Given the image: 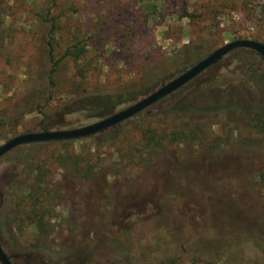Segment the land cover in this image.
Returning a JSON list of instances; mask_svg holds the SVG:
<instances>
[{
  "label": "rangeland",
  "instance_id": "rangeland-1",
  "mask_svg": "<svg viewBox=\"0 0 264 264\" xmlns=\"http://www.w3.org/2000/svg\"><path fill=\"white\" fill-rule=\"evenodd\" d=\"M50 4L0 0V147L123 111L187 44H264V0H56V54L86 51L52 86ZM0 242L12 264H264V59L235 50L112 129L1 158Z\"/></svg>",
  "mask_w": 264,
  "mask_h": 264
},
{
  "label": "water",
  "instance_id": "water-1",
  "mask_svg": "<svg viewBox=\"0 0 264 264\" xmlns=\"http://www.w3.org/2000/svg\"><path fill=\"white\" fill-rule=\"evenodd\" d=\"M239 49H247L257 53L264 59V44L252 40H236L217 50L202 59L193 67L177 76L175 79L165 83L151 94L134 103L132 106L120 111L119 113L91 124L89 126L66 130V131H45L37 133H26L19 135L0 147V159L13 150L32 144H43L52 142L76 141L96 136L109 129H112L152 108L160 101L168 98L183 87L191 83L204 72L217 65L230 53ZM0 263L12 264L4 249L0 244Z\"/></svg>",
  "mask_w": 264,
  "mask_h": 264
},
{
  "label": "trees",
  "instance_id": "trees-1",
  "mask_svg": "<svg viewBox=\"0 0 264 264\" xmlns=\"http://www.w3.org/2000/svg\"><path fill=\"white\" fill-rule=\"evenodd\" d=\"M50 6L47 8V13L44 16H41V19L44 21V23L47 25H50L49 31H48V36H49V41L47 42L46 46H47V58L50 62L51 65V69L49 72V79H50V83L52 84V86L55 85V78L58 76V74L60 73V70L63 66V64L68 60V59H73V60H79L80 57L85 53L86 48L82 47L80 45H74L68 49H66V51L64 52V54L62 56H58L56 54L55 51V47L53 44L54 41V37L56 35V30H57V25L56 23L50 18L51 15V9L55 6L56 0H49ZM248 40V39H245ZM206 49H207V44L206 42L202 41V42H198V43H190L187 44L185 46H183L176 54L174 57V64L177 68H178V72L177 74H182L183 72H185L186 70H188L189 68L193 67L195 64H197L198 62H200L206 55ZM175 76H172L171 78H173ZM160 87L162 85H159ZM156 87L155 90H157L160 87ZM152 92H148V94H151ZM128 95V93L126 94ZM113 95H106L105 97H110ZM138 100V97L136 98H132L130 100H128V102H135ZM110 103V101L107 100H101L98 102L99 105H108ZM2 118L0 119V126L6 125V124H1L2 122ZM46 121V118H44V121ZM42 127V131L45 132L47 131L46 128L43 127V124H41ZM155 140V138H154ZM36 208V207H34ZM167 228L165 227L164 230H160L159 228L157 229L158 234H157V238L153 239L152 236L149 238V240L153 239V242H150L151 244L155 243L157 244L159 242V239L161 238V236L164 235V231ZM156 232V229H155ZM2 248L3 245L0 242ZM4 249V248H3ZM9 258V257H8ZM10 259V258H9Z\"/></svg>",
  "mask_w": 264,
  "mask_h": 264
}]
</instances>
